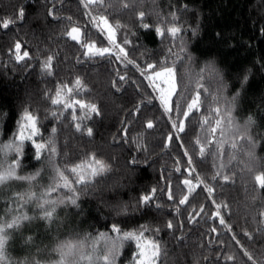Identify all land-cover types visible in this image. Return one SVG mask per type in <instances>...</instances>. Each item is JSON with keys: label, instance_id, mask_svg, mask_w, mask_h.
<instances>
[{"label": "trees", "instance_id": "trees-1", "mask_svg": "<svg viewBox=\"0 0 264 264\" xmlns=\"http://www.w3.org/2000/svg\"><path fill=\"white\" fill-rule=\"evenodd\" d=\"M106 3L109 7L104 14L111 13L113 23H119L137 47L135 53L129 47V58L137 62L141 54L144 60L151 62L170 60L168 49L180 52L179 41L167 33L160 36L155 29L182 27L179 35L194 58L191 69L198 72L205 63L214 62L223 81V95L228 100L236 97L232 112L235 123L243 127L251 117L253 123L248 134L257 144V162L252 166L251 174L235 166V162L229 165L225 174L232 177L233 182L224 183L222 179H211L216 175V162L212 157L193 155V164L200 177L216 189L217 203L227 205L222 214L230 230L208 215L198 218L197 223H190L185 208L181 207L177 214L174 211L176 205L159 191L152 206H141L139 198L152 188H164L170 182L176 192L184 178L174 170L176 160L179 159L182 168L186 167L176 141L166 146V137L175 130L153 100L155 93L131 65L125 69L106 60L88 61L83 50L66 36L71 27L81 26L88 29L91 40L98 46H108L101 43L95 30L88 28L89 18L84 14L81 0H0V21L15 19L18 10L24 9L21 21L8 30L0 29V140L8 142L12 139L21 115L28 109L40 117L44 140L38 142L47 143L53 138L50 129H57L55 140L61 155L55 157L56 166L70 167L78 162L77 157L85 159L83 153L87 152L95 153L112 169L105 177L97 178L93 187L81 192L78 207L58 208L59 221L48 224L37 218L11 233L6 246L9 264L31 261L54 264L58 259V254L53 251L57 238L63 239L68 231L88 233L93 237L101 232L112 235L113 224L123 231L137 230L141 224L158 229V232L145 233V238L161 246L158 264H225L220 257L227 255L235 257L239 264H250L243 255L244 250L251 253L258 264L264 258V189L259 188L254 177L264 172V0H106ZM124 3H131L132 8L124 9ZM140 11L145 12L143 20L138 18ZM173 15L178 20L174 21ZM143 24L151 27L145 29ZM17 40L26 44L33 56L27 67L17 64L8 52ZM51 54L57 56L54 77L42 74L36 59L44 60ZM114 68L119 69L121 75L130 77V82L121 86L119 92L110 87V81L115 78ZM182 72L181 69L178 75ZM76 77L83 81L90 94L83 93L74 98L95 103L101 110L99 117L87 121L94 130L92 138L75 132L68 113L59 120L52 118L50 113L60 109L45 99V94L50 93L56 83H69ZM202 82L208 89L202 94L205 105L226 106L211 103V95H216L220 85L207 78ZM184 83H187L186 79ZM149 100L152 103H148ZM141 101V112L133 114ZM147 120L154 121L155 128L146 129ZM199 122L197 114L186 133L179 136L190 154L193 153L191 142L200 132ZM122 128L127 130V137L121 135ZM65 143L67 148L63 147ZM227 155L226 147L225 162ZM33 156L34 150L26 142L19 174L29 175L41 170L39 183L47 186L54 175L52 165L43 155L39 161ZM12 158L14 154L9 156V161ZM39 190L38 187L30 188L27 182H10L0 190V208L7 207L14 192ZM197 193L193 205L204 204L206 212L211 213L214 208L206 194L201 189ZM157 204L160 207H156ZM25 211L30 216H39L38 210L31 205ZM168 221L173 223L171 230L167 228ZM213 227L218 236L211 232ZM136 243L125 241L115 264H134L138 251ZM98 247L99 255L107 254L103 242ZM98 264L105 262L101 260Z\"/></svg>", "mask_w": 264, "mask_h": 264}, {"label": "snow or ice", "instance_id": "snow-or-ice-1", "mask_svg": "<svg viewBox=\"0 0 264 264\" xmlns=\"http://www.w3.org/2000/svg\"><path fill=\"white\" fill-rule=\"evenodd\" d=\"M81 4L85 9L84 14L89 18L88 28L95 30L101 37V43H107L108 46H98L95 41L91 40L88 29L81 26L71 27L66 31V36L83 50L82 54L88 61L106 60L108 63L121 65L125 69L129 65L135 69L147 87L155 93L153 100L158 103L170 127L175 130L166 137V146L175 140L181 149V155L185 159L186 167L183 168L180 166L179 159L176 160L177 166L174 170L184 177L180 180L176 192L173 191V187L169 182L164 188L150 189L148 194L139 198V204L146 208L152 206L156 199V193L159 191L166 195L168 201L176 205L174 211L177 214H179L181 207L185 208V211L189 213L187 219L190 223H197L198 218L208 215L209 218L217 219L220 225H225L230 230V226L226 225L222 214L227 205L217 203L214 198L216 189L205 183L200 177L193 164V155H197L199 158L207 156L214 159L216 162V175L211 177L213 181L222 179L224 183L233 182V178L225 174V170L234 162L235 166L247 170L251 174L252 166L257 162L255 152L257 144L248 134V130L253 123L251 117L243 127L235 123L232 112L236 97L228 100L223 95V81L214 62L205 63L198 72L191 69L194 58L184 47L182 37L179 35L183 31L182 27L172 26L166 29H155L160 36L167 33L179 41L180 52H174L171 48L168 49L170 60L165 58L164 60L157 59L155 62H151L150 60H144L143 54H141L139 62H137L129 58V47H132L133 53H135L137 47L128 39L126 30L119 23H113V20L110 19L111 13L104 14L109 7L106 0H81ZM122 7L127 10L132 8V4L124 3ZM49 15H52V13L49 12ZM23 17L24 9L20 8L15 19L8 18L0 21V29L8 30L21 21ZM144 17L145 12L140 11L138 18L143 20ZM67 19L70 23H74L71 18ZM172 19L174 21L178 20L174 15ZM142 27L148 29L151 26L143 24ZM193 34H195L194 30ZM8 52L17 64L24 67L31 64L33 60L32 54L27 50V45L19 40L14 42ZM36 59L41 73L54 77V64L57 56L51 54L47 55L44 60H39L38 57ZM186 64L188 65L187 68L185 67ZM181 69L183 72L178 75ZM113 75L115 78L110 81V87L117 92L121 90V86L130 82V77L126 74L121 75L117 68L113 69ZM206 78L220 85L216 89V95H211V103L226 106L211 107L205 105L202 94L207 92L208 89L205 88L202 81ZM185 79L187 83H184ZM193 83L195 87L189 88L188 85ZM83 93L90 94V90L84 86L79 77H76L74 81L69 83H56L53 90L45 94V99L52 106L60 109L59 112L53 111L50 113L52 118L59 120L65 113H68L75 132L81 136L92 138L94 130L88 126L87 121L99 117L101 110L95 103L74 98L81 96ZM148 103H152V100H149ZM142 104L143 101L137 104L133 109V114L141 112ZM77 112H80L79 116ZM205 113H208V115H205ZM197 114L200 116V122L197 125L200 132L191 142L193 153L190 154L179 136L186 133L187 126L196 118ZM155 126L154 121H146V129H153ZM50 134L53 138L49 139L47 143L38 142V140H44L40 128V117L34 114L33 111L25 109L12 139L8 142L0 140V190H3L10 182H27L30 188L38 187L40 189L39 191L24 193L14 192L9 197L7 207L0 208V264H9L6 246L9 243L11 233L18 232L25 222L30 223L37 218L46 221L48 224H51L53 220L59 221V217L56 215L58 208L61 206L78 207L81 192L93 187L97 178H103L112 171L104 161L97 158L95 153L87 152L83 153L85 159L77 157L78 162L73 163L70 167L66 165L61 169L55 165V157L61 155L58 152L55 140L57 129L55 127L51 128ZM121 135L127 137V130L122 128ZM26 142L34 150L33 159L39 161L43 155L44 159L52 165L54 175L47 186L39 183L38 178L41 177V170L29 175L19 174V170L23 167L22 160ZM63 147L67 148L68 145L65 143ZM226 147L228 155L225 162ZM12 154H14V158L9 161V156ZM63 155L66 156L67 154L64 153ZM254 180L258 183L260 189H264V172L256 175ZM181 186L183 194H181ZM198 189L206 194L208 202L213 206L214 210L211 213L206 212L204 204L199 205V207L193 205V201L198 195ZM29 205L38 210V217L30 216L25 211ZM155 206L160 207L158 204ZM167 228L173 229L172 221L167 222ZM110 231L112 235L101 232L95 237L88 233L68 231L63 239L57 238L56 240L53 251L58 254V259L54 264H98L101 260L105 264H115L116 257L120 254L124 242L130 240L136 241V246L139 249L134 264H158L161 256L160 244L145 239V233L158 232V229H150L146 224H141L137 230L123 231L113 224ZM211 232L217 236L219 235L215 227L211 229ZM245 235L249 234L245 233ZM30 239L31 237H29ZM101 242H103V248L107 253L102 256L98 254L100 252L98 246ZM236 243L239 244V241H236ZM243 255L250 264H257L252 254L247 250H244ZM220 259L225 264H239V261L231 255L222 256ZM25 264H38V262L31 261L25 262ZM258 264H264V258L260 259Z\"/></svg>", "mask_w": 264, "mask_h": 264}, {"label": "rangeland", "instance_id": "rangeland-1", "mask_svg": "<svg viewBox=\"0 0 264 264\" xmlns=\"http://www.w3.org/2000/svg\"><path fill=\"white\" fill-rule=\"evenodd\" d=\"M145 239H147V238H145ZM147 240H150V239H147ZM138 251H139V249H138ZM138 251H137V253H138Z\"/></svg>", "mask_w": 264, "mask_h": 264}]
</instances>
